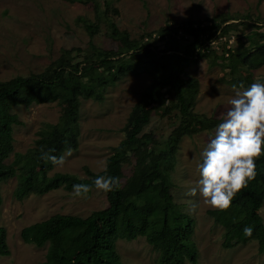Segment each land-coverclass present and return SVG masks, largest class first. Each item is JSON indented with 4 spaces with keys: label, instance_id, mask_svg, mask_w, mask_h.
Masks as SVG:
<instances>
[{
    "label": "trees",
    "instance_id": "obj_1",
    "mask_svg": "<svg viewBox=\"0 0 264 264\" xmlns=\"http://www.w3.org/2000/svg\"><path fill=\"white\" fill-rule=\"evenodd\" d=\"M111 2L90 0L99 21L105 24L107 36L116 43L115 50H103L92 43L85 50H62L61 56L39 75L0 80V184L15 177L18 169L22 171L14 191V196L21 200L29 194L41 196L60 188L72 191L74 184H87L94 189V180L100 175L120 179L119 190L106 194L105 209L86 218L56 214L21 230L23 243L37 248L48 245L45 260L39 264H124L116 251L117 241L139 237L145 238L159 253L157 264H185V261L195 264L197 250L191 240L194 221L173 202L170 174L181 139L211 130L219 121L193 112L195 81L186 83L184 69L187 63L208 57L210 51L227 62L234 82H239L234 73L241 69L251 72L264 67V20L242 16L251 22L247 44L232 49L222 44L220 52L213 44H219L222 36L229 39L245 23L223 27L213 19L207 26L193 22L168 25L157 32L158 41L164 42L163 49L154 51L142 39L132 40L127 32L119 30L111 17L117 13ZM80 20L92 38L96 25ZM182 33L184 39L179 35ZM165 38L169 40L166 42ZM136 66L151 70L153 78L134 106L135 116L124 127V139L112 148L106 171L104 168L93 173L85 168L86 178L67 173L49 176L53 164L39 159L41 146H45V151L52 149L50 154L57 157L67 148L76 150L81 99L100 101L110 85ZM162 94L172 97L170 106L163 111L175 110L178 124L165 141L158 143L143 130L150 121L148 111ZM53 102L67 106L59 122L40 129L34 147L25 154H16L13 163L7 164L13 153V128L21 125L12 108ZM131 159H134L132 174L123 181V166ZM256 166V179L236 195L229 209L209 210L207 214L224 227V248L255 241L258 254L262 255L264 223L259 210L264 203V154ZM1 203L0 194V206ZM245 227L253 228L251 236L244 235ZM9 254L6 231L0 228V257Z\"/></svg>",
    "mask_w": 264,
    "mask_h": 264
},
{
    "label": "rangeland",
    "instance_id": "obj_2",
    "mask_svg": "<svg viewBox=\"0 0 264 264\" xmlns=\"http://www.w3.org/2000/svg\"><path fill=\"white\" fill-rule=\"evenodd\" d=\"M111 1L117 10L111 17L119 30L127 32L132 40L142 39L143 44L154 51L163 49L164 42L158 41L157 32L168 25L183 26L193 22L207 26L213 19L223 27L245 23L241 30L231 33L229 39L222 36L219 44H214V49L220 52L222 44H226V49L247 44L251 22L242 16L264 20V0ZM80 19L96 25L92 38ZM179 35L184 39V33ZM168 40L165 38L166 42ZM89 43L103 50L117 47L107 36L105 24L99 21L90 0H0L1 81L39 75L61 56L62 50H85ZM226 64L210 51L208 57L187 63L183 73L187 84L195 81L193 112L219 123L228 107V99L235 94L233 85L239 89L243 84L246 89L253 82H264V67L251 72L241 69L234 73L239 82H234ZM152 78L151 70L136 66L110 85L100 101L81 99L77 149L71 157H66L62 168L53 165L48 175L67 173L86 178L85 168L93 173L103 171L112 148L124 139V127L135 116L134 106ZM170 101L172 97L162 94L159 102L148 111L150 121L143 133L150 134L158 143L165 141L178 124L175 110L163 111L170 106ZM65 107L57 102L13 107L11 112L21 125L13 128V153L6 163H13L16 154H25L32 149L37 132L44 126L56 125ZM217 126L183 137L179 142L170 174L173 202L181 213L194 221L191 240L197 250L195 264H264V254H258L255 241L224 248L225 229L207 214L211 209L200 202L199 196L185 195L199 178L197 165L201 162V153L214 137ZM133 166L134 159L123 166V181L130 178ZM21 173L18 169L15 177L0 184V228L6 231L10 253L0 257V264H39L45 260L48 245L37 248L23 243L20 232L24 227L56 214L86 218L108 205L106 194L95 188L86 199H73L69 195L72 191L60 188L41 196L29 194L18 200L14 191ZM189 200L197 202L194 210ZM259 214L264 223V203ZM116 251L124 264H157L159 258V253L142 237L133 241L118 240ZM185 264L191 263L185 261Z\"/></svg>",
    "mask_w": 264,
    "mask_h": 264
},
{
    "label": "clouds",
    "instance_id": "obj_3",
    "mask_svg": "<svg viewBox=\"0 0 264 264\" xmlns=\"http://www.w3.org/2000/svg\"><path fill=\"white\" fill-rule=\"evenodd\" d=\"M233 89L235 94L228 99L222 122L201 153L197 165L199 178L185 193L188 197L199 196L204 206L221 212L229 209L236 195L256 179V161L264 154V82H253L246 89L243 84L239 89L233 85ZM52 151L41 146L39 159L59 168L65 165L66 157L73 155L71 148L59 157L51 155ZM120 186L118 177L100 175L94 180L95 190L105 194L119 190ZM92 190L87 184H74L69 195L86 199ZM188 203L193 210L197 206L196 201ZM243 232L251 236L253 228L245 227Z\"/></svg>",
    "mask_w": 264,
    "mask_h": 264
},
{
    "label": "built area",
    "instance_id": "obj_4",
    "mask_svg": "<svg viewBox=\"0 0 264 264\" xmlns=\"http://www.w3.org/2000/svg\"><path fill=\"white\" fill-rule=\"evenodd\" d=\"M214 45V44H213Z\"/></svg>",
    "mask_w": 264,
    "mask_h": 264
}]
</instances>
